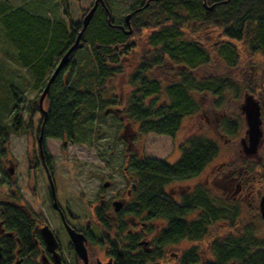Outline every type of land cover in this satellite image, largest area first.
<instances>
[{
    "label": "trees",
    "instance_id": "obj_1",
    "mask_svg": "<svg viewBox=\"0 0 264 264\" xmlns=\"http://www.w3.org/2000/svg\"><path fill=\"white\" fill-rule=\"evenodd\" d=\"M146 1L138 0L132 8L131 34L125 32L128 27L121 29L118 27L120 23L114 22L106 0V7L98 5L81 37L82 47L90 55V66H86V70L72 69L68 77L63 74L65 66L56 75L42 102L46 115L41 111L40 95L29 102L30 116L33 117L36 112L41 114L38 127L42 128L45 137L86 141L80 138L85 139L89 130H92L90 125L97 115L95 108L104 102L101 91L106 80L112 75L123 73L122 58L134 47L129 39L144 29L149 30L146 39L149 50L130 75L126 109L127 116L138 122L141 133L153 132L174 137L184 117L201 110L202 105L197 97L200 92L208 91L217 96V106L225 102V92L231 89L227 79H199L191 71L211 61L210 48L196 34L199 30L193 29V24L215 29L219 38L225 39L214 45H217L216 52L228 65L238 63L233 40H246L253 52L260 51L264 55V0H152L147 6ZM61 4L64 15L69 16L68 1L61 0ZM2 5L0 21L7 39L16 49L18 64L33 74L34 88H44L57 65L56 60L73 44L82 28V21L52 20L25 7L13 9L9 0H3ZM138 8L142 9L135 11ZM109 13L113 25L109 24ZM189 27L194 38L184 34V29ZM81 48L71 53L69 63L72 65L73 57ZM166 60L180 67L175 79L163 83L147 74L155 66L166 63ZM8 91L14 99L10 127L18 130L23 123L22 110L19 108L23 99L17 87L11 85ZM105 102L116 103L114 97ZM82 118L88 125L86 123V127L78 129ZM223 123L222 126L231 132L236 131V121L225 117ZM29 127L31 129L33 124ZM8 137L9 129L0 123L3 152L6 151ZM181 150L180 157L173 163L146 156L130 160L129 169L136 177L138 199L142 210L146 211V218L162 216L168 223L154 239V248L150 251L142 250L138 255L131 254L128 246L115 248V264H156L155 260L162 255L164 245L185 237L193 241L200 240L213 222L227 217V209L217 205L208 189L201 185L196 186L182 202L172 203L162 197L165 196L164 187L169 183L190 180L200 175L216 157L219 144L208 136L191 134L186 137ZM5 209L4 216L12 219V216L19 214V220L26 221V216L23 217L21 212H15L8 206ZM195 209H201L196 218H184ZM22 234L24 237L20 234V239L26 241V231ZM129 241L134 245L136 243L135 238L129 237ZM211 247L214 258L206 264H264V240L228 235L213 239ZM10 248L9 244H5L6 258L10 257ZM199 255L193 246L185 250L177 264H195L200 260Z\"/></svg>",
    "mask_w": 264,
    "mask_h": 264
},
{
    "label": "rangeland",
    "instance_id": "obj_2",
    "mask_svg": "<svg viewBox=\"0 0 264 264\" xmlns=\"http://www.w3.org/2000/svg\"><path fill=\"white\" fill-rule=\"evenodd\" d=\"M67 1L69 16L64 15L61 0H9V3L13 9L25 7L33 13L47 16L52 20L80 22L95 0ZM106 1L112 11L114 22L123 23L124 16L138 0ZM2 3L3 0H0V8L3 6ZM194 27L199 30L196 34H199L203 43L210 48L211 61L191 71L199 79L216 77L229 81L231 89L225 92L226 99L223 105H216L217 96L211 92H200L197 97L202 105L201 110L196 114L184 117L182 126L174 137L153 132L141 133L138 122L127 116L126 109L130 92V75L142 56L149 50L146 42L149 30L144 29L129 39V43L134 47L122 58L123 73L112 75L106 80L101 91L102 101L105 102V100L114 97L116 103L100 102L96 106L97 115L90 125L92 130H89L85 139L80 138L86 141L76 140L72 144L68 142L67 148H63L60 138L49 137L46 139L51 152L58 160L62 187L72 197L74 209L83 218H91L89 203L98 201L96 194L99 187H102L103 181L109 180L111 185L119 187L130 175L124 154L126 146L124 137L126 135L123 133V126L126 122H130L131 126L139 133L138 137L134 139L136 148H131L133 154L137 156L165 158L168 162L173 163L180 157L181 146L186 137L191 134L205 135L218 142L219 151L213 161L199 175L200 178L196 177V179L185 181L191 184L195 183V185H205L215 203L227 209V217L213 222L200 240L193 241L185 238L164 245L161 257L155 260L156 264H177L185 250L193 246L200 254V260L195 264H205L214 258L211 243L217 237L233 235L264 240V221L260 216L258 206L260 196L264 194V138L255 153L247 152L248 125L243 108L248 96H252L258 101L261 110V130L264 133V55L260 51L253 52L246 40H233L238 54V63L234 66L228 65L216 52L217 42L225 40L219 38L218 31L204 28L198 24H193L192 28L194 29ZM190 28L184 29V34L188 38H194ZM89 60L88 51L82 47L73 57L74 64L67 65L63 73L64 76L68 77L72 69L86 70L90 66ZM58 61L59 59L56 60V63ZM179 70V66L166 60V63L155 66L147 74L167 83L175 79L174 76ZM11 85L18 88L23 99V102L19 104L23 123L18 130H13L10 127L11 107L14 100L8 91ZM42 89L43 86L38 89L34 88L33 74L18 64L16 49L7 39L5 29L0 21V103L2 104L0 123L9 129L5 152L2 151L0 144V163L8 164L9 160H12L16 169V174L12 178L1 171V191L10 189L9 187L15 183L21 186L26 194V156L36 145L35 129L41 118L39 112H36L33 117L30 116L29 102L39 98ZM109 107H119L122 111L120 113L109 111L105 114L104 111ZM225 117L237 122V129L234 133L229 128L222 126ZM86 123L88 125V122L83 119L78 129H81L82 126L86 127ZM31 124H33V130L29 132ZM111 152L112 154H110ZM104 156L110 158L109 164L104 163ZM213 165L222 168L217 174L220 180L218 185L208 180L211 179V174H209L211 168L216 167ZM4 170L7 171L5 168ZM232 171L234 172L230 176L229 172ZM7 179H11L14 183L9 184ZM239 182L244 186V190L241 193H234ZM115 190L116 187H110L107 188L106 193L110 195ZM200 212V209H195L189 218H196ZM149 236L153 237L150 232ZM100 258L102 261L107 260L103 253Z\"/></svg>",
    "mask_w": 264,
    "mask_h": 264
},
{
    "label": "flooded vegetation",
    "instance_id": "obj_3",
    "mask_svg": "<svg viewBox=\"0 0 264 264\" xmlns=\"http://www.w3.org/2000/svg\"><path fill=\"white\" fill-rule=\"evenodd\" d=\"M132 8L129 12L132 11ZM119 25H123L125 29L127 27L125 21ZM111 109L115 113L122 111L119 107ZM38 124L39 122L35 129L36 145L26 156V194L23 188L12 182L11 179H7V182L9 184L14 183V185L8 186L10 189L0 190V244L3 253L0 264H14L18 260L20 261L19 264H49L54 263L56 258L60 259L62 264H83V260L71 240L68 227H72L85 236L88 264H115V248L120 249L128 246V251L131 254L138 255L141 254L142 250H152L154 239L167 225L168 220L162 216L148 219L146 218V211L141 208L138 199V185L135 184L136 177L129 169V162L132 158L142 157L133 154L131 150L132 147L136 148L134 139L139 135L131 126L132 124L126 122L123 126V133L126 135L124 137L126 142L124 154L130 175L119 187L118 185H111L109 180L103 181L102 187H99L96 194L98 201L89 203L91 218H83L74 209L72 197L64 191L61 184L58 160L46 142L49 137L44 136L43 130L38 127ZM28 130L32 132L33 127ZM41 132L43 138L40 147L38 138ZM263 138L264 133L260 142ZM61 140L63 148H67L68 142L71 144L74 142L66 138ZM103 158L105 164L111 162L110 158L105 156ZM1 159L3 160V158ZM11 167L14 169L12 174L10 173ZM217 167L211 168L209 173L211 179H208L215 185L219 184L220 180L217 174L222 169ZM1 171L9 178L15 176L16 169L12 160H9L8 164L0 163V173ZM233 172H229V175L231 176ZM196 177L200 178L199 175ZM105 182L109 183L108 186H104ZM198 185L206 188L205 185H195V183L191 184L185 180L173 181V184L171 182L164 187L165 196L162 197L172 203L182 202ZM110 187H116V190L113 194L108 195L106 192L107 188ZM242 190H244V186L239 182L234 193H241ZM115 201L121 202L119 210L115 209ZM7 206L15 212H21L23 217L26 216V221L19 220V214L18 216L11 215L12 219L10 216H4ZM133 206H135L134 210ZM190 214L191 212L184 218L189 220ZM46 227L53 232L57 242L53 250L48 248L45 240L43 229ZM121 228L122 231H120ZM24 231H26V241L25 239L22 241L19 236L21 234L24 237L22 234ZM148 231L153 237L149 236ZM129 237L136 239L135 245L130 243ZM5 244H9L11 247L8 258L4 253ZM102 253L105 254L107 260H101Z\"/></svg>",
    "mask_w": 264,
    "mask_h": 264
},
{
    "label": "water",
    "instance_id": "obj_4",
    "mask_svg": "<svg viewBox=\"0 0 264 264\" xmlns=\"http://www.w3.org/2000/svg\"><path fill=\"white\" fill-rule=\"evenodd\" d=\"M150 1L152 0H147L145 5L147 6ZM101 4L102 6L106 7L105 4V0H95L93 5L90 7V9L87 11V13L84 15L83 19H82V28L79 30L73 44L66 50V52L63 54V56L59 59L56 67L54 68L51 76L49 77V79L47 80L46 85L44 86L40 98H39V102H40V107H41V111L43 113V115H46V110L43 108L42 102L44 97L46 96L47 92L49 91L50 85L53 81V79L56 77V75L65 67L68 65L69 61H70V55L71 53L76 50L77 48H81L83 46V42L81 41V37L83 35V32L85 30V28L89 25L90 21L93 18V15L95 13V10L97 9L98 5ZM212 6H209V8H211ZM142 8H138L135 11H139ZM134 11H131L129 13H127L124 17V21L128 27V29L125 30L126 34H131L132 33V28H131V24H130V19L133 15ZM108 20H109V24L113 25L111 23V14L109 13L108 15ZM118 27H120L121 29H125L123 25H118ZM244 111H245V118H246V122L248 125L247 128V135H248V140H249V145L247 147V152L250 154H253L257 151L260 139L262 137V130H261V124H262V120H261V110H260V105L258 103L257 100H255L252 96H248L246 98V102L244 105ZM113 109H106L105 113H108L109 111H112ZM42 138H43V134L42 132L39 135L38 138V143L40 145V147L42 146ZM13 168H10V173H13ZM108 182L104 183V186H108ZM115 209L119 210L121 208V202L119 201H115ZM259 211L261 214V217L264 220V194L261 195L260 200H259ZM68 231H69V235L71 237V240L75 246V249L77 251V253L79 254V256L82 258L83 260V264H88V253H87V248L85 246V236L76 231L75 229H73L72 227H68ZM43 233L45 236V240L46 243L48 245V248L50 250H53L54 247L56 246L57 242L56 239L54 237L53 232L46 227L45 229H43ZM144 243H147V241H144ZM3 256L2 253V246L0 244V258ZM19 260L16 261L14 264H19ZM49 264H62V262L60 261V259H55L54 263H49ZM107 264H111V263H107Z\"/></svg>",
    "mask_w": 264,
    "mask_h": 264
}]
</instances>
